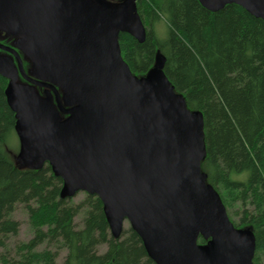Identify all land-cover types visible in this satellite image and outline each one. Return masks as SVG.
<instances>
[{
  "label": "water",
  "instance_id": "95a60500",
  "mask_svg": "<svg viewBox=\"0 0 264 264\" xmlns=\"http://www.w3.org/2000/svg\"><path fill=\"white\" fill-rule=\"evenodd\" d=\"M199 1L211 11L236 3L264 19V0ZM0 27L32 62L28 74L21 54L0 44L18 63L0 56L19 164L49 163L63 198L97 195L112 236L128 221L156 264H254L253 230L234 224L202 170L203 113L176 91L163 54L143 76L122 55L120 33L146 38L137 0H0ZM19 71L56 101L19 82Z\"/></svg>",
  "mask_w": 264,
  "mask_h": 264
},
{
  "label": "trees",
  "instance_id": "16d2710c",
  "mask_svg": "<svg viewBox=\"0 0 264 264\" xmlns=\"http://www.w3.org/2000/svg\"><path fill=\"white\" fill-rule=\"evenodd\" d=\"M137 8L146 38L139 42L120 33L122 55L139 76L155 65L157 53L165 56L176 91L203 113L207 181L234 224L253 230V262L264 264V19L236 3L211 11L199 0H137ZM23 61L31 74V61ZM7 85L0 75V264H156L130 226L121 237L112 236L97 195L63 198V180L49 163L40 169L18 163ZM33 87L56 101L51 89ZM18 207L27 214L31 235L10 247L8 240L21 228ZM198 242L208 239L200 235Z\"/></svg>",
  "mask_w": 264,
  "mask_h": 264
},
{
  "label": "rangeland",
  "instance_id": "374dc122",
  "mask_svg": "<svg viewBox=\"0 0 264 264\" xmlns=\"http://www.w3.org/2000/svg\"><path fill=\"white\" fill-rule=\"evenodd\" d=\"M23 62H24V68H25L26 61H23ZM82 196H83V193L79 192L78 195L76 196V199H80ZM15 217L20 220L21 228H20L19 234L17 236H14L8 240V244L10 247H12L17 241L28 239L31 235V227L28 223L27 214L22 210L21 207H18V209L16 210ZM128 226H129V222L126 221L125 227H128ZM2 251H3V249L0 248V252H2ZM65 253H66L65 250H62L60 252V255L58 257L59 263H61L63 261Z\"/></svg>",
  "mask_w": 264,
  "mask_h": 264
},
{
  "label": "flooded vegetation",
  "instance_id": "af4514ba",
  "mask_svg": "<svg viewBox=\"0 0 264 264\" xmlns=\"http://www.w3.org/2000/svg\"><path fill=\"white\" fill-rule=\"evenodd\" d=\"M17 41H18V37L16 35H14L11 31H8L5 28L0 27V44L4 45L6 47H10V48L16 49L21 54V56L23 58L24 55L21 53V50L17 47ZM0 56L1 57H10V58H12L14 60L15 67L18 69V63H17L16 56L12 52H10L8 50H5L4 48L0 47ZM31 70H32V68H31ZM20 75H21V77H23V75L19 71V80L18 81L19 82H23L20 79L21 78ZM23 83H25V82H23ZM29 84H31V83H29Z\"/></svg>",
  "mask_w": 264,
  "mask_h": 264
},
{
  "label": "bare ground",
  "instance_id": "6f19581e",
  "mask_svg": "<svg viewBox=\"0 0 264 264\" xmlns=\"http://www.w3.org/2000/svg\"><path fill=\"white\" fill-rule=\"evenodd\" d=\"M32 87V86H31Z\"/></svg>",
  "mask_w": 264,
  "mask_h": 264
}]
</instances>
